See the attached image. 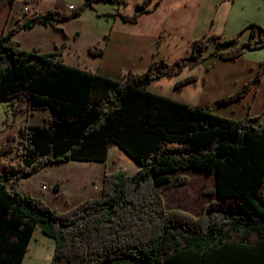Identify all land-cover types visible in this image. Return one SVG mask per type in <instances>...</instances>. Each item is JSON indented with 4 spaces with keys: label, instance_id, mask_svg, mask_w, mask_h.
I'll list each match as a JSON object with an SVG mask.
<instances>
[{
    "label": "trees",
    "instance_id": "16d2710c",
    "mask_svg": "<svg viewBox=\"0 0 264 264\" xmlns=\"http://www.w3.org/2000/svg\"><path fill=\"white\" fill-rule=\"evenodd\" d=\"M126 5V0H84L71 12L51 8L35 12L0 33V101L13 114L51 110L40 125L24 124L0 145V264H23L36 228L55 240L53 264H264V125L250 117H223L203 105L147 90L157 79L178 76L207 55L211 40L231 45L209 57L235 59L264 45L251 25L250 39L208 33L192 42L191 54L167 62L156 58L143 72L128 71L120 80L69 65L62 53L25 50L15 38L36 23L73 20L97 2ZM16 0H0V13ZM152 0L138 3L135 23ZM159 2L156 3V5ZM257 37V38H258ZM99 45L89 53L102 55ZM208 58V56H207ZM264 64L230 103L257 84ZM197 80L188 76L181 88ZM118 146L140 167L133 175L107 172L99 197L66 211L41 198L8 188L9 182L62 161L105 162ZM15 153L17 160L6 157ZM214 175L216 198L199 216L169 208L162 193L186 182L184 169Z\"/></svg>",
    "mask_w": 264,
    "mask_h": 264
},
{
    "label": "crops",
    "instance_id": "0c3cea01",
    "mask_svg": "<svg viewBox=\"0 0 264 264\" xmlns=\"http://www.w3.org/2000/svg\"><path fill=\"white\" fill-rule=\"evenodd\" d=\"M83 1L16 0L13 6H7L0 13V33L9 30L19 21L30 16V14H25L23 9L28 4L33 6L35 12L39 13L51 8L69 12V5L76 7ZM143 1L126 0V5L110 3L113 5L111 8L98 13L106 19L110 28L101 31L94 30L89 36H85L80 30L66 29L65 25H68L69 19L59 22L57 27L42 25L38 22L27 30H20L15 34V38L25 50L38 48V51L43 53L58 51L62 53L65 61L66 59L72 61L75 57L79 58L83 54L85 56V53L89 55L90 46L99 45L104 49L103 54L100 56L91 54L93 58L90 65L82 68L96 71L101 76L120 80L128 71L143 72L148 69L158 57L173 63L191 54L192 42L207 33L223 35L232 33L234 35L239 31L236 36L239 35V39L243 42L250 39L251 25L255 24L256 27L264 29V18L258 14L260 11H264V0H152V3L146 7L147 11L142 13L135 23L125 21L120 15H116L117 13L132 15L137 13L139 11L138 3ZM157 2L159 3L156 5ZM100 3L105 2H97L93 8ZM81 16L82 14L77 18H81ZM52 29L58 33L51 38L39 41L36 39L32 41L30 37L25 40L24 37H22L23 40L19 39L21 35L28 34V31H30V36H33V32L39 36V33L48 35ZM230 29L231 32H229ZM256 32L255 39L259 35L264 39V32L259 28H256ZM213 62L215 65L220 64L221 70H212V67H207V71L199 70L196 75H191L190 72H186L188 68L190 69L188 67L178 76L174 75L169 78L172 85H175L176 82L187 76L197 77L195 82L187 83L181 88L176 89L174 85L170 88V86L169 90L173 91L171 94H165V89H162L160 85L167 76L154 81L147 87V90L179 102L188 103L190 106L203 105L207 110L223 117L236 120L250 117L252 124L263 126L264 73L259 82L240 99H235L230 103H221L220 100L240 92L257 76L264 64V55H261L256 49H249L239 58L220 59ZM193 83H195L193 87L195 90L183 95L185 89L187 90L188 86ZM2 102L4 101H0V103ZM48 115L50 114H46V116ZM5 141L3 137L0 145ZM50 239L52 238L47 237L41 228H36L30 248L34 246V241L38 244L52 246L53 242ZM27 253L23 264H30L27 262Z\"/></svg>",
    "mask_w": 264,
    "mask_h": 264
},
{
    "label": "rangeland",
    "instance_id": "374dc122",
    "mask_svg": "<svg viewBox=\"0 0 264 264\" xmlns=\"http://www.w3.org/2000/svg\"><path fill=\"white\" fill-rule=\"evenodd\" d=\"M112 6L113 5L110 3H100L94 8L89 7L83 12L81 18L71 21L69 20L68 25H65V27L71 31L80 30L85 36H89L94 30L101 31L109 29L110 24L107 23L106 19L102 18L101 15H98V13H100V11L104 12ZM258 14L260 17L264 18V11H260ZM29 32L30 31H28V34L24 36L21 35L19 39L23 40L22 37H24L25 40L30 37L32 41H35V39L39 41L40 39L44 40L46 38H51L53 35L58 33V31L52 29L48 35L39 33L38 36L36 32H33V36H30ZM229 32H231V29ZM238 32L239 31L234 33V35L232 33H228L227 35H208H223L225 38H232L236 36ZM258 40H260L259 37L256 41ZM238 42L241 43L242 40ZM230 48L231 45H219L214 40H211L209 46L205 50V55H207L208 58L206 56L203 61L198 63L192 69L191 67L190 69L188 68L186 72H190L191 75H196V72L199 70L207 71V67H212V70H221V65H215L213 61L223 58L218 55L209 57V55L217 50L227 51ZM256 50L257 52H260L261 55H264V45L260 46ZM85 54V56L83 54L79 58L75 57L72 61H68L66 59V62L75 66L86 67L87 65H90L93 55H88L87 53ZM169 78L171 77L164 78V82L160 83L162 89H165V94L173 93L172 90H169V87L171 86L170 88H172L174 84L172 85ZM194 86L195 83L188 86L189 89H185L183 95L192 93L195 90V88H193ZM12 110L13 108L9 102L5 103L4 101L0 103V141H2L4 137L6 143L9 140L10 135H14L16 136L14 143L19 146V128L27 123L35 125L43 124L46 114H50L51 112V110H42L34 111L33 113H19L14 115ZM18 157L19 156L13 153L6 158L9 160H17ZM139 167L140 165L135 162L134 159L127 156V154L118 146H111L109 149L108 159L105 162L62 161L58 163H51L46 165L38 173L32 174L31 176L23 178L19 181L9 182L8 186L9 188L17 190L19 193L29 194L33 195V197L41 198L51 208L64 212L86 199L99 197L103 186V175L107 172L115 173L121 171L126 173V175H133ZM175 174L186 176V182L162 193L166 205L171 209H179L186 211L193 216H199L204 205L216 198V193L212 190L215 186L214 175H208L202 170L194 168H187ZM50 240L53 242L52 246H48L43 243L38 244V242L33 240L34 246L28 250L27 262L30 264H53L52 261L55 251V242L54 239Z\"/></svg>",
    "mask_w": 264,
    "mask_h": 264
},
{
    "label": "built area",
    "instance_id": "2783aa9c",
    "mask_svg": "<svg viewBox=\"0 0 264 264\" xmlns=\"http://www.w3.org/2000/svg\"><path fill=\"white\" fill-rule=\"evenodd\" d=\"M25 14H34L35 10L33 9V6H31L30 4L26 5L25 7H23ZM69 9L73 10L74 6H70L69 5Z\"/></svg>",
    "mask_w": 264,
    "mask_h": 264
}]
</instances>
